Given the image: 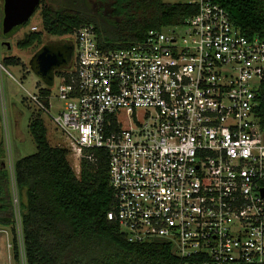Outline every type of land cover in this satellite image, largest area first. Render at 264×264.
Here are the masks:
<instances>
[{
  "label": "built area",
  "instance_id": "built-area-1",
  "mask_svg": "<svg viewBox=\"0 0 264 264\" xmlns=\"http://www.w3.org/2000/svg\"><path fill=\"white\" fill-rule=\"evenodd\" d=\"M184 1L197 12L128 47L106 48L82 25L66 36L75 58L60 70L63 109L53 116L50 95L29 96L63 133L77 175L83 158L95 162L91 151H107V218L129 242L168 243L177 264H262L264 38L243 33L214 0ZM4 71L0 60V91ZM10 181L25 264L13 168Z\"/></svg>",
  "mask_w": 264,
  "mask_h": 264
},
{
  "label": "trees",
  "instance_id": "trees-1",
  "mask_svg": "<svg viewBox=\"0 0 264 264\" xmlns=\"http://www.w3.org/2000/svg\"><path fill=\"white\" fill-rule=\"evenodd\" d=\"M43 0H41L42 2ZM40 13L43 30L52 36H70L82 25L94 27L100 45L128 47L142 41L150 30L181 24L197 12L184 0H52ZM225 7L234 24L248 36L264 38V0H214ZM41 31H30L18 42L28 49L42 42ZM20 65L17 56L4 58ZM63 71H57L59 76ZM44 97L49 87L39 90ZM257 117L264 130V81L258 91ZM29 130L37 152L20 158L13 170L20 197L25 264H177L172 246L165 242L131 243L118 225L107 218L114 193L109 183L107 151L95 149L91 162L82 159L79 175L65 146L51 145L40 114ZM10 174L0 170V226L11 227L14 259L20 246L14 227ZM5 237L4 233H0ZM264 264V263H262Z\"/></svg>",
  "mask_w": 264,
  "mask_h": 264
},
{
  "label": "rangeland",
  "instance_id": "rangeland-1",
  "mask_svg": "<svg viewBox=\"0 0 264 264\" xmlns=\"http://www.w3.org/2000/svg\"><path fill=\"white\" fill-rule=\"evenodd\" d=\"M51 3H53L52 0H43L28 23L14 35L9 37L3 26L4 0H0V60L7 71L13 76L11 77L6 71L3 72L1 77L3 90L0 91V125L3 139V146L0 148V170L5 169L9 174L15 161L37 152L36 142L29 130V122L34 114H40L44 120L51 145H66L63 133L53 124L48 113L41 110L37 103L29 96V93L38 94L40 88L49 87L51 92L49 97V110L51 114L56 116L63 109V101L59 98L60 77L55 75L54 84L52 86H47L30 67L31 58L45 43L63 38L69 39V37L66 36H52L43 30L40 11L45 4ZM34 25L38 26V31L43 33L41 45L33 46L28 49L19 48L18 42L31 31L30 28ZM8 43L11 46L10 49L7 48ZM11 56L19 57L22 64L7 65L4 63V58ZM4 118L6 121H4ZM69 161L73 167L77 165L74 158L69 157ZM9 190L12 194L11 181H9ZM1 227L2 226H0V228ZM7 228L10 231L9 236L3 237L0 235V264H22V261L14 259L12 247L10 249L11 253L8 250L7 239L12 242L13 234L10 230L11 227ZM21 239L23 241V238ZM9 253L12 257L10 261Z\"/></svg>",
  "mask_w": 264,
  "mask_h": 264
},
{
  "label": "water",
  "instance_id": "water-1",
  "mask_svg": "<svg viewBox=\"0 0 264 264\" xmlns=\"http://www.w3.org/2000/svg\"><path fill=\"white\" fill-rule=\"evenodd\" d=\"M41 0H4L3 26L10 37L28 23ZM64 43L66 52L61 50ZM8 43L7 48L10 49ZM74 59V43L69 39L48 41L32 57L31 70L47 85L54 84L56 71L69 69Z\"/></svg>",
  "mask_w": 264,
  "mask_h": 264
},
{
  "label": "flooded vegetation",
  "instance_id": "flooded-vegetation-1",
  "mask_svg": "<svg viewBox=\"0 0 264 264\" xmlns=\"http://www.w3.org/2000/svg\"><path fill=\"white\" fill-rule=\"evenodd\" d=\"M63 39H66V38H63ZM62 40V39H60ZM72 41V40H71ZM73 42V41H72ZM61 45V50L63 52H66V48L64 46V43L60 44ZM74 58H75V48H74ZM32 59V58H31ZM31 61V60H30ZM74 61V59H73ZM30 67H31V63H30ZM59 71V70H58ZM57 72V71H56ZM5 125V124H4ZM3 146V139H2V128H1V125H0V148Z\"/></svg>",
  "mask_w": 264,
  "mask_h": 264
},
{
  "label": "crops",
  "instance_id": "crops-1",
  "mask_svg": "<svg viewBox=\"0 0 264 264\" xmlns=\"http://www.w3.org/2000/svg\"><path fill=\"white\" fill-rule=\"evenodd\" d=\"M56 75V74H55Z\"/></svg>",
  "mask_w": 264,
  "mask_h": 264
}]
</instances>
